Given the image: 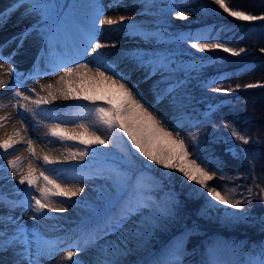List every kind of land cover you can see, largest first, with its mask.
I'll use <instances>...</instances> for the list:
<instances>
[{
  "label": "rangeland",
  "instance_id": "obj_1",
  "mask_svg": "<svg viewBox=\"0 0 264 264\" xmlns=\"http://www.w3.org/2000/svg\"><path fill=\"white\" fill-rule=\"evenodd\" d=\"M82 1H76L77 6L75 3L80 13L72 17L70 23L58 25L54 4L46 5L44 0H0V64L3 65L0 68V80L4 82L0 85V106H3L0 107V118H5L0 119V142L8 137L19 139L14 136L18 131L24 141H33L36 153L32 157L24 142L15 144L7 153L0 149V235L6 233L4 242L11 240L14 245L0 251V264H15L20 259L16 252L23 253V264H28V256L36 259L35 253L44 245L28 247V240L36 239L31 228L36 229L40 235L46 233L43 241L59 236H62L58 242L60 244L65 240L71 241L61 248L56 245L49 254V264L54 260L52 264H72L66 258L68 251H74L76 255L73 260L79 259L81 264H140L155 253L153 246L156 244L163 257L157 264H181L180 256L171 255L177 245L183 249L179 237H169L167 241L171 242L164 244L162 240L168 236L166 233L171 228H184V217L189 212L204 217L218 227L252 237L259 235L264 230V200L254 191V183L251 181L254 177L251 179L242 160L235 161L239 156L235 148H223L225 138L214 119L201 117L202 109L197 102H206L207 98L180 85L181 77L175 71V68L181 66V60L190 61L192 67L198 68L200 64L208 65L207 58L217 52L237 59L242 58L245 53L233 56L223 49L209 48L202 51L193 48L191 44L185 45L177 41L176 34L180 32V28H191L199 22L200 17L193 11L198 0H185L183 5L173 2L165 5V0ZM33 5L45 7L34 8ZM179 12H185L186 17L181 19ZM46 14L48 19H45ZM121 16L125 18L123 23L93 24V21L105 18L119 21ZM228 17L235 22H249L231 15ZM171 19L174 21H169ZM62 28L68 32V36L66 33L57 38L56 32L58 30L62 34ZM25 32L29 34L25 36ZM96 42L102 47L94 53L91 45ZM217 43L221 44H208ZM79 44L86 45L90 52L85 54L86 62L83 63L88 65L85 70L88 75L67 78L72 81L75 92L83 97L86 94L110 91L107 84L95 77L99 65L96 59L104 62L107 67L125 77L121 83L129 88L133 97L139 99L149 113L160 120L161 127L171 131L174 139L184 140L188 152L186 159L196 160L201 168L212 175V180L207 183L221 195L241 201V208L233 209L220 203L208 195L206 189L187 178L185 183H179L186 185L184 197H181L184 200L181 202L176 193L178 190L174 191L176 189L173 190L170 184L171 178L178 180V174H181V180L184 181L185 177L178 169H166L148 161L132 147L126 135L110 131L98 121L93 109L97 104L107 106L106 101L93 104L82 98L65 100L56 91L63 87L58 81L64 75L63 69L60 70L57 66L74 63L67 57V52L79 54V60H82L86 51H77ZM15 48H18L17 54L9 58ZM41 48L46 49L44 60L50 61L48 67L39 66L43 63V56L38 60V65L34 63ZM100 70L105 71V68L101 67ZM211 70L214 68H209ZM193 72L194 69L189 71ZM106 75H112V72L108 71ZM194 75L200 77V73ZM49 84L52 85L51 91L56 92L57 99L37 108L32 101L47 96ZM252 89L254 88L239 86L232 88V91L214 94L235 96ZM17 90L22 96L14 95ZM24 96L29 99H24ZM83 104L84 109L79 106ZM18 105H27V108ZM63 110L66 112L61 114ZM55 124H60L68 135L77 136L78 139L60 141L51 137L49 130ZM81 124L86 126L87 131L79 127ZM95 136L106 143H90L87 146L80 143L81 139L91 142ZM154 143L161 149L171 147L163 138H157ZM83 151H87L88 155H77L75 158L71 155ZM172 151L178 153L180 150L172 147ZM45 155L55 163L45 165ZM16 157L21 159V163L19 169L13 171L7 162ZM169 162L177 163L176 157L173 156ZM29 165L35 169L36 175L43 171L63 189L82 188L83 191L71 199L51 195V208L38 214L32 197L40 198L39 192L30 189L27 183H19V176L27 172ZM156 169L162 175L153 174L157 172ZM97 176L99 177L95 181ZM44 186L41 179L39 187ZM248 189H251V193ZM30 190L33 192L29 207L31 210L12 208L15 205L13 200H20L21 192ZM248 200L251 203H247ZM58 208L66 210H51ZM107 208H112L117 214V222H113L115 225L110 226L108 231L103 223L94 220L96 215L91 222L87 221L94 213ZM67 230L69 232L66 235L62 234ZM162 234L165 236L159 240ZM89 237L92 238V243L84 247ZM76 238L82 241L76 242ZM78 243L83 251L77 250ZM212 253V257H215L213 264L225 263L219 250H212ZM14 255L15 259L12 260Z\"/></svg>",
  "mask_w": 264,
  "mask_h": 264
},
{
  "label": "trees",
  "instance_id": "obj_2",
  "mask_svg": "<svg viewBox=\"0 0 264 264\" xmlns=\"http://www.w3.org/2000/svg\"><path fill=\"white\" fill-rule=\"evenodd\" d=\"M184 1L163 2L165 5L170 2L183 5ZM198 1L193 11L200 17L199 22L191 28H180V32L176 34L177 41L185 45L219 42L236 50L244 48L246 52L240 59L217 52L207 58L208 65L200 64L198 68L192 67L190 61L181 60V66L175 68V71L181 77L180 85H185L191 92L196 91L207 98L206 102H197L202 109L201 117L214 119L215 125L219 126L225 138L223 148L231 147L238 151L239 156L235 161L242 160L251 179L254 177L251 180L254 183V191L260 195L261 189H264V87L245 90L235 96H215L214 89L218 87L232 89L237 88V85L246 88L244 85L250 83L264 84V53L260 51L264 48V21L235 22L214 0ZM225 3L232 6L235 11L264 15V0H225ZM209 68L214 70L209 71ZM193 69L194 72L189 73ZM195 73H200V77L195 76ZM228 124H231L232 128L228 127ZM233 128L249 138V143L244 144L233 136L231 134ZM156 171L153 174L162 175L158 173L159 169ZM178 177V180L171 178L170 184L173 190L176 189L174 191L178 190L176 193L182 202L184 199L181 197H184L186 185L184 187L179 183H185L186 177L184 181L181 180V174H178ZM186 190L188 191V188ZM184 220L186 222L184 228H171L170 232L168 229L166 231L168 236L164 237L162 234L158 238L160 240L164 237L162 240L164 244L171 242L167 241L169 237H179L183 246L179 261L181 264H213L215 257H212L214 255L212 250L221 252L224 264H258L261 249L264 248V230L257 236H247L241 232L212 225L204 217H198L190 212L185 215ZM153 247L155 253H160L157 244ZM146 263L151 262L145 261L141 264Z\"/></svg>",
  "mask_w": 264,
  "mask_h": 264
},
{
  "label": "snow or ice",
  "instance_id": "obj_3",
  "mask_svg": "<svg viewBox=\"0 0 264 264\" xmlns=\"http://www.w3.org/2000/svg\"><path fill=\"white\" fill-rule=\"evenodd\" d=\"M214 2L219 5L220 8L223 9L224 12L228 13L232 17L239 18L245 21H256L262 20L264 21V15L257 16L253 14H246L244 11H235L233 10L232 6L225 3V0H214ZM34 8L36 7H45V6H38L33 5ZM100 15V13H98ZM178 16L183 19L186 17L185 12H179ZM45 19H48L47 14L45 15ZM124 17L121 16L119 21L105 18L102 21H93V24L102 23L107 25H116L118 23H123ZM0 21H2V17H0ZM35 28V25H33ZM29 33L25 32L24 35L27 36ZM93 38H95V34L93 33ZM193 48L205 50V49H223L224 52L231 53L233 56H239L241 53L246 52V49L240 48L236 50L234 48L226 47L222 44H202V43H193L191 45ZM92 52L97 53L98 50L102 47L99 42H96L91 45ZM262 53H264V48L260 49ZM7 59V58H5ZM9 62H11L9 60ZM3 65L0 64V68ZM104 67L105 71H101L100 68ZM87 64H76V66L68 67L65 66L63 68L64 75L60 77L58 83L62 84L63 87L57 89L61 96L65 100L72 98V99H84L90 101L93 104H96L97 101H106V105H99L97 104L96 107L93 109L98 121L105 125L108 130L110 131H118L122 132L124 135L128 137L131 141L132 147H134L140 154L147 158L148 161H152L157 165H161L166 169H178L180 173L183 174L184 177L187 178L188 181H194L196 184L200 185L202 188L206 189L207 194L211 195L215 200L219 201L222 204L228 205L233 209L241 208L242 203L238 200L231 199L228 195H221L220 192L216 190L215 187L210 186L207 182L212 180V175L209 174L208 171H205L203 168L200 167L199 164L196 163V160L188 161L187 155V148L183 139H174L173 134L171 131H168L160 126V120H158L155 116L147 111L143 104L140 103L139 99L133 97V93L125 86L124 83H121V80H124L125 77L121 76L119 73L115 72L113 69L107 67L104 62H100L95 73L96 78H100L103 83L109 86L110 91L107 93H100V94H92V95H84L80 97L75 90L72 88V81L67 79L72 77L73 75L84 76L88 75ZM11 71H14L12 69ZM112 72V75H106V72ZM113 77H118L114 79ZM4 82L0 80V85ZM47 96H41L32 101V103L39 108L42 104H48L51 101L57 99L56 92L51 91L52 85L49 84ZM239 87V85H237ZM246 88H256V87H264V84L259 83H250L244 85ZM214 91L216 92H228L232 91L231 88L224 89V88H215ZM14 95L22 96L19 90H17ZM139 95V94H137ZM24 99H29V97L24 96ZM142 99V97H140ZM3 107V106H0ZM18 107L27 108V105H18ZM5 119V118H0ZM228 127L232 128L231 124L227 125ZM80 128H83L87 131L85 125H79ZM49 134L51 137L57 138L60 141L66 140H76L78 139L77 136L68 135L63 128H61L60 124H55L49 130ZM233 136H235L238 140L242 141L244 144L249 143V138L245 135L241 134L239 131L232 129ZM15 137H19V139H14L13 137H8L7 139L0 142V149L3 150L4 153L15 144L24 142L27 144V151L32 157L36 156L35 149L33 148V141L31 139L24 141L23 137L20 136V133L17 131L14 133ZM157 138H163L167 141V144L171 147L166 149H161L156 147L155 141ZM80 143L90 145V143L100 144L103 145L106 143L105 140L101 139L99 136H95V139L91 142L87 140H80ZM172 147L178 148L180 151L178 153H173ZM72 157L75 158L77 155L80 157L88 155L87 151H83L80 153H71ZM175 156L177 159V163H170L169 160ZM38 159V158H37ZM21 163V159L16 157L15 159L8 160L7 164L8 167L11 168L13 171H17L19 169ZM43 163L45 165L55 163V161L51 160L47 155L43 157ZM251 163V162H250ZM15 178V177H14ZM43 179L45 186L39 187V181ZM19 183L21 185L27 183L30 189H35L39 192L40 198H36L35 196L32 199L35 201V211L38 214L43 213V210L46 208H51V201L49 197L51 195L66 197L71 199L79 195L80 192L83 191L82 188H78L75 190H68L63 189L59 184L56 183L55 180L51 179L49 176L45 175L43 171L36 175L35 169L29 165L28 170L26 173L19 176ZM251 193V189H248ZM260 198L264 200V189H261ZM247 203H251L250 200L246 201ZM31 207V205H29ZM54 211H65L64 208L58 209H51ZM92 243V238L89 237L85 243L84 247H87ZM9 247H14L12 241L4 242L0 240V251H5ZM56 247V243L52 241H45L44 246L38 248L37 252L35 253L36 259L33 260L31 256L27 257L28 264H44V259L48 256ZM76 247L83 251V248L78 243ZM183 249L180 245H177L171 252L172 256L179 257L182 255ZM16 255L20 257L15 264H23L24 256L21 252H16ZM76 255L74 251H68L66 258L69 261H72V264H81L79 259L73 260V257ZM165 264H170V262H165ZM178 264V262H177ZM258 264H264V248L261 249V258Z\"/></svg>",
  "mask_w": 264,
  "mask_h": 264
}]
</instances>
